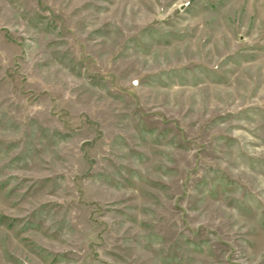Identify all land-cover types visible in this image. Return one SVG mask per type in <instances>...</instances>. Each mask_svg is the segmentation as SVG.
<instances>
[{"label": "rangeland", "instance_id": "rangeland-1", "mask_svg": "<svg viewBox=\"0 0 264 264\" xmlns=\"http://www.w3.org/2000/svg\"><path fill=\"white\" fill-rule=\"evenodd\" d=\"M0 264H264V0H0Z\"/></svg>", "mask_w": 264, "mask_h": 264}]
</instances>
